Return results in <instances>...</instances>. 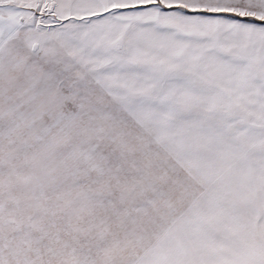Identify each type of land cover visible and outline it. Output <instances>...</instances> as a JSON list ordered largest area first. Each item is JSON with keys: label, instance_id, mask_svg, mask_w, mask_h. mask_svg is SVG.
Instances as JSON below:
<instances>
[{"label": "snow or ice", "instance_id": "6c2138e0", "mask_svg": "<svg viewBox=\"0 0 264 264\" xmlns=\"http://www.w3.org/2000/svg\"><path fill=\"white\" fill-rule=\"evenodd\" d=\"M0 264H264V0H0Z\"/></svg>", "mask_w": 264, "mask_h": 264}]
</instances>
